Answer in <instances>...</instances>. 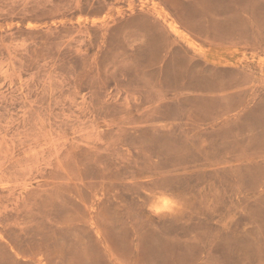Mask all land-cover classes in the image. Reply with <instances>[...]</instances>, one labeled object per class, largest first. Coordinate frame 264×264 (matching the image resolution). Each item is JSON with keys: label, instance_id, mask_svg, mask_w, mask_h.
<instances>
[{"label": "rangeland", "instance_id": "rangeland-1", "mask_svg": "<svg viewBox=\"0 0 264 264\" xmlns=\"http://www.w3.org/2000/svg\"><path fill=\"white\" fill-rule=\"evenodd\" d=\"M0 264H264V0H0Z\"/></svg>", "mask_w": 264, "mask_h": 264}]
</instances>
